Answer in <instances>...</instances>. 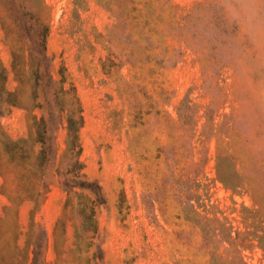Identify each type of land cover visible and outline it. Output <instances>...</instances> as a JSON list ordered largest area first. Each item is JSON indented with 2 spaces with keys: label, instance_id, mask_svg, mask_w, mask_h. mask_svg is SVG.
<instances>
[{
  "label": "rangeland",
  "instance_id": "obj_1",
  "mask_svg": "<svg viewBox=\"0 0 264 264\" xmlns=\"http://www.w3.org/2000/svg\"><path fill=\"white\" fill-rule=\"evenodd\" d=\"M0 67V264H264V0H0Z\"/></svg>",
  "mask_w": 264,
  "mask_h": 264
},
{
  "label": "trees",
  "instance_id": "obj_2",
  "mask_svg": "<svg viewBox=\"0 0 264 264\" xmlns=\"http://www.w3.org/2000/svg\"><path fill=\"white\" fill-rule=\"evenodd\" d=\"M42 40V50L41 53L43 56H45V34L43 35ZM15 67H13L14 69ZM15 70V69H14ZM16 72V70H15ZM6 83V70L3 67H0V117H2L4 114L8 113L11 108L13 107H19L20 102L17 97V93L15 91L11 92L8 91L5 87ZM83 120L80 116L78 120H75L73 117L67 118V130H68V142H67V151H73L76 149V155L79 156L81 149L78 144V138H79V130L82 127ZM25 142L24 139H18V140H12L10 139L2 130L0 125V146L2 148L3 153L8 154L9 159L11 160L13 156H15L17 153L21 154V148L20 146ZM40 143H44L43 141H39ZM38 164L42 168L46 164V155L45 150H40L39 154L37 156ZM1 166V165H0ZM83 168V165L80 163V161H76L72 168L70 169L71 172H78L81 171ZM68 180L62 182V185L67 189L71 190L69 188H80V189H90L95 188L98 197L101 198L100 195V187L99 185L95 184L94 182H87V181H77V180ZM71 181V183H70ZM26 198L32 200L34 203L37 201V195L27 196ZM42 249V244L40 242H35L33 249H32V257L30 259V264H37L38 257L40 255V250ZM98 260H102V257H97Z\"/></svg>",
  "mask_w": 264,
  "mask_h": 264
}]
</instances>
